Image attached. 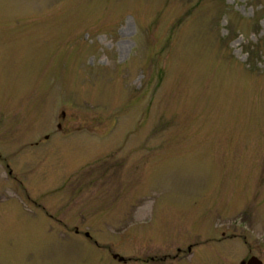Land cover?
Masks as SVG:
<instances>
[{
    "label": "rangeland",
    "instance_id": "rangeland-1",
    "mask_svg": "<svg viewBox=\"0 0 264 264\" xmlns=\"http://www.w3.org/2000/svg\"><path fill=\"white\" fill-rule=\"evenodd\" d=\"M253 256L264 0H0V264Z\"/></svg>",
    "mask_w": 264,
    "mask_h": 264
},
{
    "label": "water",
    "instance_id": "water-1",
    "mask_svg": "<svg viewBox=\"0 0 264 264\" xmlns=\"http://www.w3.org/2000/svg\"><path fill=\"white\" fill-rule=\"evenodd\" d=\"M118 254H114V256L117 257ZM119 261H125V258L123 256L119 257ZM241 264H264L262 260L257 258L256 256L251 257L248 262L242 261Z\"/></svg>",
    "mask_w": 264,
    "mask_h": 264
},
{
    "label": "flooded vegetation",
    "instance_id": "flooded-vegetation-1",
    "mask_svg": "<svg viewBox=\"0 0 264 264\" xmlns=\"http://www.w3.org/2000/svg\"><path fill=\"white\" fill-rule=\"evenodd\" d=\"M34 144H36V145H37V144H38V142L36 141V142H34ZM189 249H190V248H189ZM240 264H241V263H240Z\"/></svg>",
    "mask_w": 264,
    "mask_h": 264
}]
</instances>
